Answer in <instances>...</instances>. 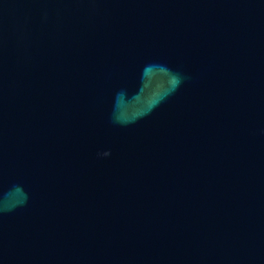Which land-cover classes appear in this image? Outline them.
I'll return each mask as SVG.
<instances>
[{
    "label": "water",
    "instance_id": "obj_1",
    "mask_svg": "<svg viewBox=\"0 0 264 264\" xmlns=\"http://www.w3.org/2000/svg\"><path fill=\"white\" fill-rule=\"evenodd\" d=\"M0 264H264V0H0Z\"/></svg>",
    "mask_w": 264,
    "mask_h": 264
}]
</instances>
